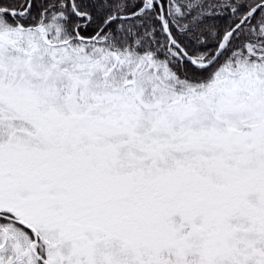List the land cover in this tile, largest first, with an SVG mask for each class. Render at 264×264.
Instances as JSON below:
<instances>
[{"label": "snow or ice", "instance_id": "1", "mask_svg": "<svg viewBox=\"0 0 264 264\" xmlns=\"http://www.w3.org/2000/svg\"><path fill=\"white\" fill-rule=\"evenodd\" d=\"M0 264H264V0H0Z\"/></svg>", "mask_w": 264, "mask_h": 264}]
</instances>
